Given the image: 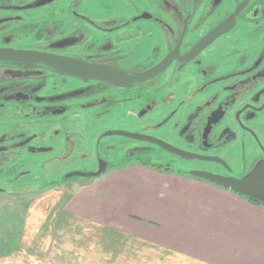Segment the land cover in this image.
<instances>
[{"label": "flooded vegetation", "instance_id": "obj_1", "mask_svg": "<svg viewBox=\"0 0 264 264\" xmlns=\"http://www.w3.org/2000/svg\"><path fill=\"white\" fill-rule=\"evenodd\" d=\"M226 21L229 29L215 32ZM0 48L78 58L109 74L145 73L166 62L126 88L0 60V174L13 175L7 185L41 187L61 165L99 163V151L109 161L135 153L155 165L237 178L264 162V0H0ZM124 114L129 128L101 130ZM114 129L219 160H183L124 136L103 138L98 148Z\"/></svg>", "mask_w": 264, "mask_h": 264}, {"label": "crops", "instance_id": "obj_2", "mask_svg": "<svg viewBox=\"0 0 264 264\" xmlns=\"http://www.w3.org/2000/svg\"><path fill=\"white\" fill-rule=\"evenodd\" d=\"M127 166L114 168L94 178L97 182L96 187L79 191L70 199L65 211L68 215L88 220L99 227L104 226L106 232L103 236L106 238H108L107 231L111 228L121 237L124 236L122 240L120 239L121 244L128 242L129 239L135 240L138 235L141 238L138 240L143 239L142 241L146 240L145 242L161 243L167 246L165 236L163 237L162 232L158 230L164 229L168 232L172 229L174 231L181 223L177 222V219H185L187 226L185 228L188 229L189 205L185 202L184 206L179 205L176 208L169 206L165 201L166 198L172 200L175 198L178 203H181L182 195L173 194L170 188L162 186L161 175L149 166L145 168ZM207 184L219 188L221 193L232 197L235 202L238 200L241 204H232L229 208L232 209L231 212L223 216L219 214L213 220V230L217 232L213 247L215 253L219 252L216 255L217 258L210 261L201 255L189 253L193 261H196L193 264L205 262L264 264V206L252 203L221 186L209 182ZM54 193L43 197L44 205L38 203L29 209L31 221H26L24 225V222L21 223L24 236L26 232V236L22 237L25 246L19 243L17 235L8 240L0 234V260L20 252L27 255L26 258H22L27 264H56L57 256L50 259L47 255L52 247L57 245L54 223L51 224L49 221L54 219L59 221L61 218L59 215L61 195ZM46 224L48 225L45 226ZM14 229L16 230L15 227ZM45 229L47 233L44 232L43 236H38L41 230ZM213 234L216 235L215 232ZM106 244L109 246L108 241ZM68 246H71V243H68ZM180 251L182 252L180 256L188 257L182 249ZM54 254L55 252L53 256ZM117 258L124 263L133 260L131 255L122 253H117ZM66 264H75V261L70 260Z\"/></svg>", "mask_w": 264, "mask_h": 264}, {"label": "rangeland", "instance_id": "obj_3", "mask_svg": "<svg viewBox=\"0 0 264 264\" xmlns=\"http://www.w3.org/2000/svg\"><path fill=\"white\" fill-rule=\"evenodd\" d=\"M93 122H95L94 119ZM129 122L128 117L124 114L116 119V124H109L107 125L108 127H105L104 123L102 124V129L101 125L98 124L95 128L100 127L102 131L107 128L127 129L129 128ZM3 123H0V133H3L6 129V125ZM86 123L82 125L88 129ZM110 138L112 137L106 139ZM146 159H149V157H146ZM96 161L97 159H82L81 161L61 165L55 180L59 183L62 181L64 183L44 190H40V186L37 183L31 184L23 182L21 184L14 183V185H7L5 184L8 183L6 180L12 178L13 175L8 172L0 174V187L7 189V191H0V234L8 240L12 236L17 235L19 243L25 246L22 240L24 235L22 234L21 228L26 221L32 220L30 218L31 214L28 212L29 209L38 203L44 205L43 203L45 201H42L43 197L47 194L53 195L51 193L57 192L58 195H61L59 199V206L61 207L59 215L61 218L59 221H55V219L49 221L51 224L52 222L54 223L57 245H54L47 254L50 259L57 256L56 264H66L70 260H74L75 264H193L196 261H193L194 259L191 258L192 256L189 253L201 255L210 261H214L213 259L217 258L216 255L219 252L215 253L213 247L217 236V232L213 230V220L219 214L223 216L231 212L232 209L230 210L229 208L232 204L241 203L238 200L235 202V199L232 197L221 193L219 188L210 186L207 182L186 174L150 167L141 162L127 164V167L137 166L145 168V166H149L161 175V180L163 181L162 186L170 188L173 194L182 195L181 203H178L175 198L173 200L166 198L165 201L168 202L169 206L176 208L179 205H186L185 202L191 206H188L187 210L189 214L188 229L185 228L187 227L185 219H177V222L181 223L178 224L174 231L172 229L168 232L164 231V229L158 230L162 232L163 237L165 236V241L168 243L167 246L161 243L145 242L146 240L142 241L143 239L138 240L141 239L138 235L135 240L129 239L128 242L121 244L124 236L121 237L118 233L112 231L111 228L108 229V238H106L103 236V233L106 232L104 226L99 227L88 220L86 221L80 217L68 215L65 209L70 199L85 188L93 189L96 187L97 182L94 178L97 177L74 176L66 178L65 176L70 172L94 171L90 169L97 168L94 164L99 163H96ZM4 168H6L5 165H0V172ZM175 168L182 169L184 166L176 164ZM30 185L34 188L33 191L24 192V188ZM64 212L66 213L64 214ZM207 219L208 221H206ZM22 222H24L23 225L21 224ZM44 232L47 233V229L44 231L41 230L38 236H43L44 234L42 233ZM160 240L165 242L163 239ZM107 241L109 246L106 244ZM68 243H71V246H68ZM180 249L184 251V254L187 253L186 255L188 257L180 256L179 254L182 253ZM54 252L55 254L53 256ZM117 253L131 255L133 260H128L125 263L121 262L117 258ZM26 257L27 255L18 252L10 258L0 260V264H27L26 261H23L24 259L22 260V258ZM204 264L213 263L205 262Z\"/></svg>", "mask_w": 264, "mask_h": 264}, {"label": "water", "instance_id": "obj_4", "mask_svg": "<svg viewBox=\"0 0 264 264\" xmlns=\"http://www.w3.org/2000/svg\"><path fill=\"white\" fill-rule=\"evenodd\" d=\"M230 24L231 23H229V21L220 24V26L215 29L216 30L215 32L220 33L221 31H227L230 27ZM214 36H215L214 33L211 34L209 38L206 39L207 40L206 42L214 38ZM0 60L13 61L17 63L35 64V65L42 64L63 75L71 76L85 81L89 79L106 81L113 85H117L119 87H126V88L132 87V85L134 84H141L145 80H147L150 76L156 75L161 71L165 70L166 68L165 67L166 62H163L160 66L155 67L153 70L147 71L145 73L128 75L123 71L113 70L115 72L113 74H109V71H111L112 69L107 70L102 65L92 64L82 59L61 56L47 52L14 49V48H0ZM106 71H108V74L106 73ZM23 72L25 71H20V74ZM75 90H77L76 92L80 91L79 88ZM109 136H124L141 141L153 142L160 145L171 154L180 157L183 160H188V161H193V160L218 161L219 160L218 157L192 152L177 147L175 145H172L167 141H164L160 138L151 135H146L139 132H131L127 130H120V129H114L103 133L99 138L98 148H99V144L101 143V140ZM97 154L99 156L98 167L95 169H90L94 171L70 172L65 177L66 178H71L74 176L100 177L114 168L127 165L133 160H139L141 161V163H144L152 167H156L158 169L171 170L182 174L188 173L193 177L205 180L209 183L231 190L246 199H250L254 201L258 205L264 206V162L257 163L248 174L242 176L241 178H237L234 176H223L220 174L212 173L210 171L199 170V169H185V168L174 169L173 167L170 166L165 167L162 165H155L153 161H151L150 159H145L141 157L139 154L137 155L135 153L123 154L125 155L123 159L117 158L118 156H116V160L114 161L112 160L109 161L105 158H102L100 156L101 155L100 151ZM63 183H64L63 181L59 183L56 180H54L48 184H44L43 186H41L40 190H44L46 188L60 185ZM0 191H5V190L0 189Z\"/></svg>", "mask_w": 264, "mask_h": 264}, {"label": "trees", "instance_id": "obj_5", "mask_svg": "<svg viewBox=\"0 0 264 264\" xmlns=\"http://www.w3.org/2000/svg\"><path fill=\"white\" fill-rule=\"evenodd\" d=\"M171 171V170H170ZM250 202H252V203H255L254 201H252V200H250V199H248ZM255 204H257V203H255Z\"/></svg>", "mask_w": 264, "mask_h": 264}]
</instances>
